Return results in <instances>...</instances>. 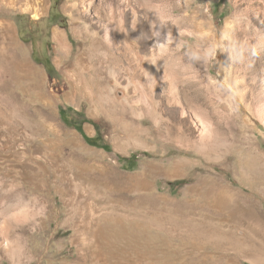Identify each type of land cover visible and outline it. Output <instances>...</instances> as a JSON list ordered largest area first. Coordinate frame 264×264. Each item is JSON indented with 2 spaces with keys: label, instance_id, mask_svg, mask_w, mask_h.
Masks as SVG:
<instances>
[{
  "label": "rangeland",
  "instance_id": "1",
  "mask_svg": "<svg viewBox=\"0 0 264 264\" xmlns=\"http://www.w3.org/2000/svg\"><path fill=\"white\" fill-rule=\"evenodd\" d=\"M0 21V264H264V0H0Z\"/></svg>",
  "mask_w": 264,
  "mask_h": 264
},
{
  "label": "bare ground",
  "instance_id": "2",
  "mask_svg": "<svg viewBox=\"0 0 264 264\" xmlns=\"http://www.w3.org/2000/svg\"><path fill=\"white\" fill-rule=\"evenodd\" d=\"M113 1H116V4L111 3V2L109 3V1L105 0V5L107 6L108 10L112 9V5L116 6V10H120L127 5V0H113ZM23 9L25 12L33 13V14H37V12H38L37 11L38 9H35V8L33 9V7L31 9L30 8L29 9L23 8ZM107 24L110 25L109 22ZM13 32H14L13 29L6 22L0 21V73H2L3 71H9L11 68L10 66L15 64V62L17 61V57L20 58L18 56L19 50L17 52L18 46L15 44V41H14L15 35L13 34ZM55 37L57 40L61 41L63 39V34L60 32H57L55 34ZM21 50H22V48H21ZM26 59L27 58L25 57V60ZM19 66H20V63H19ZM27 66H30V65H27ZM27 66H20V67H18V69L20 71H23V72L32 71V69L30 70L29 69L30 67L28 68ZM82 190H84V189H82ZM83 195H82V197H83ZM75 200H77V196L73 195L71 197L70 201H75ZM4 240L5 239L3 237L2 241H4ZM5 244H6V242H5Z\"/></svg>",
  "mask_w": 264,
  "mask_h": 264
},
{
  "label": "trees",
  "instance_id": "3",
  "mask_svg": "<svg viewBox=\"0 0 264 264\" xmlns=\"http://www.w3.org/2000/svg\"><path fill=\"white\" fill-rule=\"evenodd\" d=\"M51 74V73H50ZM69 113H73L75 114L78 118H81L80 122L77 121H72L70 123L69 121ZM60 115L61 118L63 119V121L67 124V126L76 129L84 138L85 140L88 142V144H90L91 146H95V147H101L107 151H109V147L106 145H102L103 144V140L100 136H96L94 138H90L88 137L83 129V125L86 123V120L83 119L84 115L82 113H77L72 109H68L67 111L64 109H60ZM121 162H124V168L127 170H132L135 168V166L137 165L138 159L136 156H132L130 158H124V159H120Z\"/></svg>",
  "mask_w": 264,
  "mask_h": 264
}]
</instances>
